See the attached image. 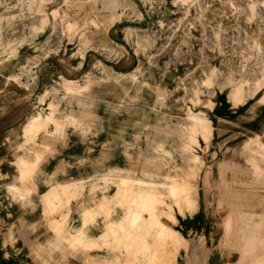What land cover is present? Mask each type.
Wrapping results in <instances>:
<instances>
[{
	"label": "rangeland",
	"instance_id": "rangeland-1",
	"mask_svg": "<svg viewBox=\"0 0 264 264\" xmlns=\"http://www.w3.org/2000/svg\"><path fill=\"white\" fill-rule=\"evenodd\" d=\"M37 37L45 55L89 56L74 84L58 78L36 100L48 99L30 113L44 124L26 128L17 150L68 130L111 134L104 123L114 117L120 159L46 207L60 258L63 246L92 250L83 243L95 221L102 230L122 209L99 245L103 257L89 264H264V0H0V67L15 68L13 80L35 70L37 61L16 58ZM13 166L23 180L28 165ZM116 188L76 233L63 213L69 202L93 207ZM199 199V233H177V218ZM16 232L0 222L5 241Z\"/></svg>",
	"mask_w": 264,
	"mask_h": 264
},
{
	"label": "crops",
	"instance_id": "crops-1",
	"mask_svg": "<svg viewBox=\"0 0 264 264\" xmlns=\"http://www.w3.org/2000/svg\"><path fill=\"white\" fill-rule=\"evenodd\" d=\"M39 37L33 40L32 47H28L29 44L25 43L17 49L16 59L21 65L30 60L37 61L35 70L31 71L29 78H21L17 82L13 80L16 77L15 68L0 67V179L3 175L0 180V222L4 223L5 231L9 229L17 231L15 239L8 236L5 241L0 236V264H41V261L45 259H50V264H89V259L98 262L105 253L104 249L99 247L100 244L105 245L102 238L108 233L110 227L116 226L121 221L122 209H120L119 218L115 221H106L102 230L100 220L95 221L97 226L88 231V238L83 243L84 247H90L92 250H84L78 246L69 253L66 247L60 244L67 252L64 259H61L59 252L54 248L52 233L49 232V223L55 219L51 218L46 207L48 209L53 207V204L57 202L54 198L60 201L61 195L71 194L72 188L79 181L91 180L96 177L95 175L119 166V150L114 145L117 141L112 123L114 117L111 122L107 120L104 123L107 130L111 124V134L104 133L102 128L101 133L94 135H83L68 130L64 140L57 138L53 140L52 137L44 135L33 141L35 147L33 152L25 151L24 154H20L21 151L17 149L25 140L26 128L33 126L37 129L44 124L40 121L36 122L32 117L36 112L30 113L32 108L39 105L46 106L48 99L42 104L36 100L58 78L61 79L60 83L74 84L75 80L81 76L86 58L89 56V50H85L78 60H73L72 53L68 52L69 48H65L67 51L62 50L55 54L48 52L45 55L47 51L45 43L42 49H35L36 46L41 45L42 39ZM48 45V47L51 46L50 43ZM64 91L68 92L66 88ZM217 109H223L220 103ZM258 113L264 117V107H259ZM43 118H48V115ZM107 143L111 144L105 151ZM16 159L20 160L21 165H28L24 174V179L28 177L26 180L21 179L22 173L14 167L15 165L13 166ZM65 187L70 188L67 193L63 192L62 188ZM132 191L135 192L133 189ZM118 192L116 188L112 195L105 196L98 193L97 203H93V207L84 209L77 208V202L74 203V200H71L69 209L63 213L68 215L69 224L74 230L77 229L75 231L78 233L80 218L85 221V213L91 214V219L95 218V215L99 214L104 205L107 206ZM12 193L16 195L14 199ZM201 205L199 199L195 211L177 218L175 227L177 233L189 232L191 237L199 233L202 220ZM113 208L115 206L110 208V212ZM144 217L147 219L145 215ZM103 218L108 219L106 215ZM58 231L57 234L60 233V230ZM110 239L112 238H109L108 242ZM96 246L98 248H94ZM33 250L38 252L33 255ZM5 253H7L6 256Z\"/></svg>",
	"mask_w": 264,
	"mask_h": 264
},
{
	"label": "bare ground",
	"instance_id": "bare-ground-1",
	"mask_svg": "<svg viewBox=\"0 0 264 264\" xmlns=\"http://www.w3.org/2000/svg\"><path fill=\"white\" fill-rule=\"evenodd\" d=\"M136 208L132 207L131 210H129L128 212H132V211H135Z\"/></svg>",
	"mask_w": 264,
	"mask_h": 264
}]
</instances>
